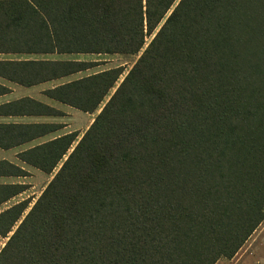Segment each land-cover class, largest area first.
I'll list each match as a JSON object with an SVG mask.
<instances>
[{"label":"trees","instance_id":"obj_1","mask_svg":"<svg viewBox=\"0 0 264 264\" xmlns=\"http://www.w3.org/2000/svg\"><path fill=\"white\" fill-rule=\"evenodd\" d=\"M110 54L137 58L75 77L101 64L79 56ZM0 55L1 79L95 112L79 136L0 121V148L28 145L18 159L52 173L24 214L0 211V264H215L264 219V0H0ZM23 188L0 183V204Z\"/></svg>","mask_w":264,"mask_h":264},{"label":"rangeland","instance_id":"obj_2","mask_svg":"<svg viewBox=\"0 0 264 264\" xmlns=\"http://www.w3.org/2000/svg\"><path fill=\"white\" fill-rule=\"evenodd\" d=\"M146 40H148V38H146ZM8 56L0 55V58L8 57ZM79 57L80 59H84L88 61L89 60L100 61L101 64L89 68L85 72H81L78 75H75V77L119 65L123 66L124 72H126V70L129 69L130 66L133 64V62L136 60L137 55L110 54V55H82ZM70 78H72V76ZM61 81H66V79L61 78L55 81V83H59ZM0 82H3L11 90V92L0 96V102L4 101L5 99L11 100L21 96H31L43 102L49 103L58 109H61L64 112V115H60L53 118L52 117L51 118L21 117L15 119L21 121L51 120L53 122L65 124L64 127L58 129L53 134H61L65 131L66 132L77 131L79 136L83 132V130L88 126L90 119H92L93 116L95 115V112L94 113L84 112L76 108L50 100L45 95H43L42 91L50 87L53 82L40 83L29 87L17 85L15 83H11L1 78H0ZM1 120L3 119L0 118V121ZM46 138L48 137H43L42 140ZM25 146L27 145L22 144L20 146L11 147L9 149L0 148V159H6L14 164L21 166L25 172V174L21 176H0V183H18V184H22L24 187L21 192L17 193L13 197L9 198L8 200L0 204V211L4 210L7 207H10L11 205L17 202L25 200L27 203V208L23 212L24 214L28 210V208L33 204V202L36 200V198L41 193L42 189L44 188V186L52 176V173L49 174L44 171H41L18 159L17 153L20 150H23ZM10 233L11 232H9L8 234ZM6 240H7V236L4 237L0 235V249L4 245ZM215 264H264V219L258 225L256 230L252 233V235L247 239V241L240 247V249L231 258H224V257L220 258L216 261Z\"/></svg>","mask_w":264,"mask_h":264},{"label":"crops","instance_id":"obj_3","mask_svg":"<svg viewBox=\"0 0 264 264\" xmlns=\"http://www.w3.org/2000/svg\"><path fill=\"white\" fill-rule=\"evenodd\" d=\"M8 57H9V56H8ZM1 83H3V82H1ZM3 84H4V83H3ZM9 92H11V91H9ZM9 92H8V93H9ZM15 99H16V98H15ZM11 100H12V99H11ZM5 101H9V99H5L4 101H2V102H0V103H3V102H5ZM0 118L3 119V120H1V121H19V120H15V119H17V118H19V117H13V116H12V117H0ZM13 118H14V119H13ZM22 118H23V117H22ZM91 118H92V117H91ZM4 119H7V120H4ZM9 119H12V120H9ZM91 120H92V119H90L89 123L91 122ZM89 123H88V124H89ZM86 126H87V125H86ZM67 132H70V131H67ZM63 133H66V131L63 132ZM29 145H30V144H29ZM26 147H28V145L25 146V148H26ZM25 148H24V149H25Z\"/></svg>","mask_w":264,"mask_h":264}]
</instances>
